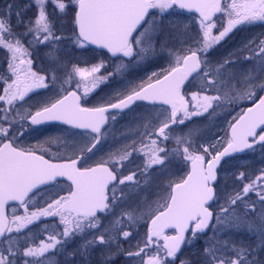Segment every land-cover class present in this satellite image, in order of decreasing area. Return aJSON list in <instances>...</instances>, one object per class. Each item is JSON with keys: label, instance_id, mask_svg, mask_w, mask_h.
I'll return each mask as SVG.
<instances>
[{"label": "snow or ice", "instance_id": "1", "mask_svg": "<svg viewBox=\"0 0 264 264\" xmlns=\"http://www.w3.org/2000/svg\"><path fill=\"white\" fill-rule=\"evenodd\" d=\"M29 7L35 12L27 21L14 2L0 9V264H76L77 257L91 264L87 258L96 251L99 264H115L119 256L125 264H264V168L234 174L232 192L219 184L226 157L257 146L264 152V39L240 49L251 68L210 58L234 29L264 23V0H32ZM184 12L196 14L192 26L173 24L161 42L165 19ZM93 46L120 61L115 71L107 72L106 60L81 67L62 54ZM41 49L49 66L37 70ZM157 58L166 64L146 80L114 102L88 106L101 84ZM39 89L55 94L21 114ZM243 101L252 106L234 117L222 147L196 143L194 132L185 131L193 118ZM136 102L148 109L144 131L93 161L116 119L110 110ZM29 122H61L78 130L72 135L80 140L61 146L70 154L59 147L54 154L51 142L47 149L26 146ZM62 180L59 191L33 203ZM45 220L54 228L37 237L33 228ZM238 230L255 243L235 240ZM185 249L194 255L185 256Z\"/></svg>", "mask_w": 264, "mask_h": 264}, {"label": "rangeland", "instance_id": "2", "mask_svg": "<svg viewBox=\"0 0 264 264\" xmlns=\"http://www.w3.org/2000/svg\"><path fill=\"white\" fill-rule=\"evenodd\" d=\"M219 20H225L224 17H221ZM181 24L182 28L186 25L188 27L192 26V20L188 18H183L181 16H170L165 19V31L163 35L160 37L161 42H164L165 40L169 39V31L171 29V26L173 24ZM257 26H264V23L256 22L253 25H247V26H240L237 29H234L233 32H231L227 37L224 38V40L220 41L218 45H216V48L213 49L210 58L215 62L217 60H222L225 58H230L233 60H236V64L234 67L237 70H243L248 69L252 67L251 63L245 62L243 59V56L240 55V49L242 47V44L240 42H244L245 45L249 40L257 39L258 34L256 33V27ZM239 32V33H238ZM245 38L242 39L238 43L239 38ZM244 45V46H245ZM216 54V57H214ZM221 54H224L223 56H220ZM119 63L115 62L113 67L108 66L109 69H112L115 71L116 65ZM166 64V61H159V64L156 67H148V65L145 68H149L147 71H144L142 75H136V64H133L130 66V69H126L121 73L116 74V78L113 82V87L111 90H113V95L115 97L121 96V94H124L126 90L135 85L139 84L142 80H146L147 77L154 71H158L160 67L164 66ZM119 74L121 75V78L118 77ZM55 94L54 92L52 93ZM51 96L45 97L43 99H40L38 101L32 102V108L34 110H38L45 101ZM250 101H243L238 102L239 106H233L230 108L225 109H217L215 114L211 116H202V117H196L195 121V128L193 129L194 132V138L196 143L202 142V140H205L206 138L211 137L212 141L214 142L217 138L216 134L223 133L227 131V128L229 127L230 123L233 121L234 117L241 112L242 108L240 107L242 104L249 103ZM23 110V108H22ZM23 113V111H21ZM260 168H264V152H260L256 154V151H251L248 154H246L244 157L237 159L235 161L229 162L222 170V185H224L221 188V191H227L232 192L234 187L237 186V182L234 178V174H236L237 170L242 169L241 171H247L249 173H252L248 169H255L258 171ZM47 199L46 197H42L39 201L37 200V203L42 204L43 200ZM222 202V201H221ZM45 222V223H44ZM37 229L33 230L34 234L39 237L40 234L44 231L45 227L48 228L49 231H51L54 228V224L51 223L50 220H45L41 225L35 226ZM144 228L140 229V234L143 236ZM246 233V232H245ZM236 233H233V238L237 240L238 242L247 241V235L246 237L241 236ZM250 239V237H248ZM135 244V241H133V246ZM76 245H73L72 247H75ZM124 248H129V244H124ZM71 251V248L69 249ZM193 252L190 251V249H185V256H193L195 253V249H191ZM91 264H99V261L102 259V255L99 251L93 252L88 258H87ZM63 260V258H61ZM76 264H82V261L79 257L76 258Z\"/></svg>", "mask_w": 264, "mask_h": 264}, {"label": "flooded vegetation", "instance_id": "3", "mask_svg": "<svg viewBox=\"0 0 264 264\" xmlns=\"http://www.w3.org/2000/svg\"><path fill=\"white\" fill-rule=\"evenodd\" d=\"M189 17H190V20L192 21L195 18L193 16H189ZM219 18L221 17L218 16V19ZM256 33L258 34L257 40L264 39V26H257ZM242 39H245V38L240 37L238 39V43ZM245 41L240 42L242 44L241 49L244 47ZM214 48H216V46ZM66 55H69L73 58H76V57L83 58V57L91 56L94 60H106L107 62L118 61V60H115L114 58L108 59L103 55L102 52H95V51H92L91 49H87V50L79 49L75 53H72V54H63L64 57H66ZM223 55L224 54H221L220 56H223ZM214 57H216V54ZM151 61L159 64L158 59H150L149 62L145 61L138 65L136 64L135 65L136 75L137 76L142 75L144 71H147L149 68H145V67L147 65H150ZM161 61L163 60H160V62ZM127 69H130V66ZM102 72H104L103 69H102ZM107 72H113V70L107 68ZM107 72H104V74L106 75ZM121 75L122 74H119L118 77L121 78ZM115 78H116V75L111 80L107 81L103 85H100L99 88L90 95V97L88 98V106L97 105L99 103H102L103 101L110 100V98L113 102L115 101V98L117 97L113 95V92H112L113 90H111L113 87V82ZM191 90H195V89H191ZM36 92L37 90L34 91L32 94H30V98L28 99L27 103L24 104L23 110L22 109L20 110V111H23V113L21 114H24V112L26 111H32V112L36 111L32 108V102L35 99L34 96ZM111 113L116 115V119L109 120L107 131L105 133V137L101 141V144L98 145V150L96 151V155L93 157V161L99 160L101 158H107L109 153H114L117 150L122 149L125 144L131 143L133 139H138L136 135L138 131L139 132L144 131V129L141 127V124L144 123L145 121H143L142 118L148 115V109L144 106V103L138 102L134 104L131 107V109H127L126 111H123V112L115 111ZM151 115L156 116L157 113L155 111H152ZM195 119L196 117L193 118V121L188 124V127L185 129V131H188L189 129L193 131V129L195 128V122H196ZM17 120L19 121V117H17ZM19 122L23 123V121H19ZM25 127H26V133H25V136L23 137V143L26 146L35 147L37 149H41V148L47 149L49 147V143L51 142V151L54 154L58 147L60 148L61 154H64V153L70 154L69 149H65L61 146L65 143L72 145L74 143H77L80 140L79 136L72 135V133L77 132L78 130H73L71 128L63 127V126L56 125V124H50V125H46L43 127H33L30 123H28ZM222 134L224 136H220L215 142V145L217 148H219L220 145H223L227 139L225 137L226 133H222ZM193 140L195 141L194 136H193ZM201 143L212 144V141L207 142V140H205L204 142L202 141ZM169 146L171 147V145ZM223 167L224 166L220 168V172H219L220 190L224 186L222 185ZM172 171L175 172L176 169L173 168ZM180 174H183V173H180ZM65 183L66 181L62 180L60 181L58 185L50 187L43 192H38L37 195L33 198V203L35 199H41V197H43L42 193H45L44 195L49 196L59 191V188L62 187L63 184ZM46 193H49V194H46ZM20 214H23L22 209L20 210Z\"/></svg>", "mask_w": 264, "mask_h": 264}, {"label": "trees", "instance_id": "4", "mask_svg": "<svg viewBox=\"0 0 264 264\" xmlns=\"http://www.w3.org/2000/svg\"><path fill=\"white\" fill-rule=\"evenodd\" d=\"M13 2L16 5V8H15L16 11H19V8L21 7L20 11H22V14L25 15L24 18L26 21L34 15L35 8L29 7V5L32 4V0L30 1V3L27 0H9V1L8 0H5V1L0 0V5L2 6L0 8L4 9L7 6V4L13 3ZM13 23L15 24V16H13ZM17 31H23V28H18ZM46 51H47L46 49H41L40 51L35 53V55H36L35 56V63H34L35 69H44V68H47L49 66V60L45 55ZM66 52H70V50L66 51ZM0 53L4 54L3 51H0ZM65 59L71 60L72 63L77 62V61L72 60V58H65ZM3 61H4V57H0V69H2L4 67ZM78 62H79V66H81V67H90L94 63H96V64L100 63V60H97V61L88 60V61H84V62H80V61H78ZM258 149H260V148H258ZM248 170H250L251 172H257L255 169H248ZM251 199L255 200L256 197L253 195L251 197ZM257 207H259V206H257ZM239 231H241V233L238 234L239 235L238 237H240V238H241V236L246 237L247 232L245 233V231H243V230H238L236 232H239ZM247 235H249V234L247 233ZM248 237H250V239ZM248 237H247V239H248L247 241H243L241 243H255V238H253L251 236H248ZM262 257H264V256L261 253V258ZM115 264H125V258H123V256L117 257Z\"/></svg>", "mask_w": 264, "mask_h": 264}, {"label": "water", "instance_id": "5", "mask_svg": "<svg viewBox=\"0 0 264 264\" xmlns=\"http://www.w3.org/2000/svg\"><path fill=\"white\" fill-rule=\"evenodd\" d=\"M193 14H195V13H193ZM93 48H94V46H93ZM95 49V48H94ZM96 50H99V51H104V50H102V49H96ZM110 111H114V110H110ZM44 123H46V122H44ZM230 129V128H229ZM228 133H229V131H228ZM248 150H246L245 152H247ZM245 152H242V153H236V154H234L233 156H230V157H226L225 158V160H227V159H231V158H233V157H241V156H243L244 155V153ZM224 160V161H225ZM222 163H223V161H222ZM221 163V164H222Z\"/></svg>", "mask_w": 264, "mask_h": 264}]
</instances>
